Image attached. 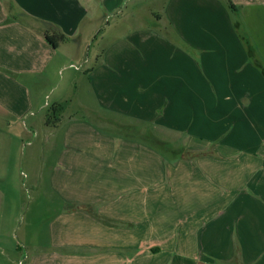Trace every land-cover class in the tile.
<instances>
[{
	"label": "crops",
	"instance_id": "obj_1",
	"mask_svg": "<svg viewBox=\"0 0 264 264\" xmlns=\"http://www.w3.org/2000/svg\"><path fill=\"white\" fill-rule=\"evenodd\" d=\"M80 79L92 115L40 131ZM0 112L57 141L0 155V264H264V0H0Z\"/></svg>",
	"mask_w": 264,
	"mask_h": 264
},
{
	"label": "rangeland",
	"instance_id": "obj_2",
	"mask_svg": "<svg viewBox=\"0 0 264 264\" xmlns=\"http://www.w3.org/2000/svg\"><path fill=\"white\" fill-rule=\"evenodd\" d=\"M162 0H160L161 2ZM222 1V0H221ZM150 5V4H149ZM152 5V4H151ZM109 21H113L109 19ZM102 31L99 33L101 34ZM89 46L84 47V51H88ZM100 43H93L90 47V51L93 52L95 49H99ZM80 61L74 60L73 58H67L64 60L60 66V70L56 72L54 76V85L57 86V89H61L64 86V80L62 81V76L68 73L78 74L81 71H75V68L80 67ZM45 101L49 104L48 107H51L53 104L54 94L45 92ZM63 102H66L64 104ZM60 103V102H59ZM61 103L64 104V108L61 112V115L64 114H74L76 112L84 113L86 115H92L91 112L94 111V104L91 101L89 93L86 91V85L81 81V79L74 85L66 100H63ZM51 105V106H50ZM50 112L48 108L45 112L39 113L37 116L38 119L37 127L38 129L46 130L50 126H54L56 123L51 124L47 123V116ZM64 113V114H63ZM88 115V116H89ZM11 117V116H10ZM9 116L4 115L0 112V155L6 151H35L36 154H42L41 152L46 151L47 149L57 148V141L51 143L50 141L41 142L39 137L35 138L30 135L28 132L31 129L30 122L27 119L17 120L14 122ZM60 119V118H59ZM59 121V120H58ZM43 132V131H42ZM29 142V143H28ZM46 146V147H45ZM43 159V157L41 156ZM36 179L37 182L45 181V171L43 170H31L28 164L22 163L21 167L17 165L11 167V170H8L7 173L3 174V184L17 183L22 186L23 182L29 187L30 183L33 181V175H39ZM27 189H21L14 186L10 188L5 187L3 193L7 195L5 197V212L9 216H12L14 219H18L23 223H28L35 214V206L33 193L26 191ZM19 198V199H18ZM31 198V199H30ZM20 201V202H19Z\"/></svg>",
	"mask_w": 264,
	"mask_h": 264
},
{
	"label": "trees",
	"instance_id": "obj_3",
	"mask_svg": "<svg viewBox=\"0 0 264 264\" xmlns=\"http://www.w3.org/2000/svg\"><path fill=\"white\" fill-rule=\"evenodd\" d=\"M226 4H227V6H228L231 10H233L231 3H229V2L227 1ZM46 38H47V39L49 40V42H50L51 44H53L54 46H56V43H57V41H58L59 39H62L61 37H60V38H57V37L53 38V37H51V36H47ZM63 103L66 104V102H63ZM63 103H61V102H60V103H56V104H53V105L50 107V112L48 113V116H47V118H46L47 123L54 124V123H56V122L59 120V118H60V116H61V112H62V110H63V108H64V104H63Z\"/></svg>",
	"mask_w": 264,
	"mask_h": 264
},
{
	"label": "built area",
	"instance_id": "obj_4",
	"mask_svg": "<svg viewBox=\"0 0 264 264\" xmlns=\"http://www.w3.org/2000/svg\"><path fill=\"white\" fill-rule=\"evenodd\" d=\"M72 67H76V66H73V65H71Z\"/></svg>",
	"mask_w": 264,
	"mask_h": 264
}]
</instances>
